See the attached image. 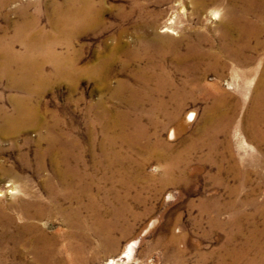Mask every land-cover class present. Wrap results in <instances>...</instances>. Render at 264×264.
Wrapping results in <instances>:
<instances>
[{
	"label": "bare ground",
	"instance_id": "1",
	"mask_svg": "<svg viewBox=\"0 0 264 264\" xmlns=\"http://www.w3.org/2000/svg\"><path fill=\"white\" fill-rule=\"evenodd\" d=\"M227 1L221 20L223 30L219 35V51L210 36H199L193 40L178 34L179 38L173 39V35L177 34L173 26L166 25L159 32L161 23L157 20L147 23L151 34L149 39L138 41L133 49L119 47L120 50L123 48L126 51L129 59L125 63L126 67L136 66L135 74L138 75L140 84L134 87L128 86L124 81L111 88L107 73L110 68L120 63L117 61V55L110 59L111 55L103 58L94 67H79L80 53L78 51L77 54L75 50L73 52L75 48L70 35L74 34L80 25L86 24L87 27L91 22L92 5L89 0H68L65 2L66 7L57 5L54 8L53 12L59 18L54 29L60 35L56 36L38 28L37 18L29 20L24 17L12 37H0V81L6 79L9 87L20 93L11 97V110L0 102V136L15 138L26 128H44L47 148L39 151L38 172L35 171L39 173L45 170V161L48 160L52 168V178L54 177L46 182L47 200L38 198L28 202L31 204L24 203L20 207L19 215L5 213L0 208V246L12 245L14 251L27 247L41 264H77L90 249L91 235L99 238L98 250L107 249V245L116 240L118 233L130 231L136 222L149 214L148 210H136V206L147 205L140 194L130 199L131 190L137 188V183L134 182H137L140 174L130 175L129 171L137 168L134 165L142 164L132 160L135 150L149 149L148 156L145 155L146 159L154 157L156 150L163 144L160 141L152 143V137L158 138L159 133L170 125L178 123L179 128L182 126L179 125V108L186 102L208 98L210 105L207 125L202 126L197 132L196 140H191L186 146L183 153L185 157L170 158L167 155L168 165L164 171L162 187L176 186L182 182L187 175L193 154L207 150L205 159L211 164L213 171L210 174L211 181L237 199L225 200L220 194L204 200L200 205L201 218L198 222L208 215V234L213 242H216L214 249L205 258L206 262L209 260L210 264H264V182L262 186L252 187L250 193L243 194L251 179L249 171L245 169L246 164L248 167L260 168L264 163V69L257 81L252 105L241 127L235 126L242 104L241 98L237 100L221 90L209 94L199 82L200 77L213 68H227L222 56L239 61L245 52L264 47V0ZM192 2L200 13L210 4L221 3L222 0ZM214 18H218V11ZM170 21V24H173L174 21ZM76 25L78 26L75 29ZM160 33L166 35L159 36ZM59 36L69 38L64 42L65 46L61 44L63 39H59ZM252 41L255 42L253 46ZM17 46L20 47L19 50L16 49ZM60 46L66 51L63 52ZM116 50L119 49L115 48ZM243 61L245 60H241ZM121 64L124 65L122 62ZM48 65L53 67L50 72L47 70ZM176 75L184 77L180 87L174 81ZM83 76L96 78L95 81L109 89L107 91H110V99L113 102L123 104L133 110L135 115V121H129L131 112L113 110V107L104 103L103 95L89 109V112L98 110L97 120L92 124L98 128L101 136L100 160L94 162V168L97 171H105L109 180H113L111 172L115 168L124 171L118 176L120 181L127 183L123 195H115V190L104 187L98 188V193L92 195L93 187H84L83 170L87 165L83 152L80 151L81 145L75 142L66 144L64 140H69V133L62 128L64 123H61L54 111L42 112L39 99L46 90L61 83L75 88ZM159 116L164 117L166 122H158ZM144 117L148 119L146 123ZM194 117L195 113L190 112L187 119L193 121ZM233 128L239 129L240 135H246L253 144L255 143L256 154L247 158L237 157L232 139L230 140ZM165 147L173 150L171 145ZM137 169L139 170V167ZM4 175L11 176L13 173L5 171ZM232 178L237 179L238 185L235 188H230L228 184ZM53 214L66 224L67 232L63 233L60 229L53 236L35 224L37 220L50 219ZM61 238L67 241L64 247L61 246L62 249L56 246V242ZM181 238L182 236H174L171 242L177 244ZM137 243L131 242L119 259L112 258L104 264H120L122 259L129 263ZM63 253L65 255L62 256ZM203 258L200 264H204Z\"/></svg>",
	"mask_w": 264,
	"mask_h": 264
},
{
	"label": "rangeland",
	"instance_id": "2",
	"mask_svg": "<svg viewBox=\"0 0 264 264\" xmlns=\"http://www.w3.org/2000/svg\"><path fill=\"white\" fill-rule=\"evenodd\" d=\"M3 1L5 0H0V37L9 39L14 35L17 25L23 21L24 17L29 20L37 18L39 21L38 28L57 36L59 33L54 29V26L59 18L53 11L57 5L66 7L65 2L68 0H8L9 4L7 0ZM89 3L92 5L91 15L94 19L91 17V22L87 24V27L86 24L85 26L80 25L78 28V25H76L75 29L77 28L78 31L76 30L74 34L70 35L72 45L75 48L73 52L75 50L77 54L80 53L79 67L81 66V68L94 67L103 58L111 55L110 59L113 55H117V61H120V63L110 68L107 73L111 88H114L118 86L117 83L124 81L130 87L140 84L139 77L135 74L136 66L129 65V67H126L125 63L129 59L123 48L133 49L138 41L145 40V38L149 39L151 34L147 23L151 21L157 20L161 23L159 32L164 26L172 25L177 33L176 36L173 35L174 37L171 34L173 39L179 38L181 34L193 40H196L199 36H210V39L216 42V49L219 51V35L223 30V21L221 20L225 14L228 1L222 0L221 3H214V5L212 3L207 7V11L200 13H198L199 10H196L197 6L193 4L192 0H89ZM217 11L218 18H214ZM169 19L174 21L173 24H170ZM163 35L166 34H159V36ZM60 38L63 39L61 44L65 46L64 42L69 38L66 37L65 39V37L59 36ZM253 45H255L254 41L251 42V46ZM121 46L123 48L120 50L119 47ZM115 48L120 51H115ZM16 49L19 50L20 47L17 46ZM61 49L60 51H66L65 48ZM222 57V60L227 64V68H213L203 74L199 82L202 87L209 91V94L221 90L234 96L237 100L241 98L242 109H239L235 121V126L239 125L241 127L244 124L248 109L252 105L258 85L257 81H259L264 69V47L245 52L241 59L245 60L243 62L241 60L236 61L232 57ZM52 68L48 65V72ZM175 77L174 81L180 87L184 77L180 75ZM94 79L93 77L83 76L79 79L75 88L67 83L53 85L45 91L39 100L42 103L43 113L46 110L54 111L61 123H64L62 128L69 133V140L65 139V143L75 142L79 146L81 145L82 150L80 151L83 152L84 162L87 165L83 170L85 176L84 187L88 189L93 187L91 190L92 195L98 193L100 187L112 188L113 191L115 190V195H123L126 192L127 186L125 185L127 183L120 181L121 178L118 176L124 171L115 168L111 172L113 180H109L105 171H97L94 168V162L100 160L99 142L101 136L98 128L92 124L97 120L98 110L89 112V109L103 95L105 98L104 103L107 106L113 107V110L124 112L129 110L128 112H131L129 121L134 122L136 118H134L133 110L117 101L113 102L110 99V91H107L109 89H105L100 82ZM18 94L20 93L9 87L6 79L0 81V98L2 99H0V102L9 110H11V97ZM209 105L210 100L202 98V100H189L181 106L179 108V121H181L179 125L182 124V126L179 128L178 123L170 125L159 133L158 138L152 137V143L160 141L164 145L156 150L154 157L146 159L150 152L149 149L143 148L140 150L139 148L135 150L132 160L134 163L139 162L142 164L141 166L139 164L134 165L137 168L139 167V170L132 168L129 171L130 175L138 176L140 174L137 182H134L137 183V188L131 190L130 199H134L140 194L147 205L144 207L136 206V210L139 212L148 210L149 214L138 223L136 222L137 225L135 224L130 231L118 233L115 237L116 240L107 245V249L98 250L99 238L91 235L89 239L90 249L78 260L77 264H104L109 259H119L133 241L138 243L134 247L131 261L128 263L122 259L119 262L120 264H182L183 262V264H200L202 257H204L203 259L208 257L216 246V242H213L214 240L208 234V215H202L203 220L200 223L198 222L201 218L200 205L204 200L206 201L220 194L225 200L234 201L237 199L230 192L219 188L211 181L212 166L205 159L208 151L203 150L193 154L186 171L187 175L178 185L164 188L161 183L165 179L164 171L168 165L167 158L182 157L186 146L191 140H196L198 130L207 125ZM190 112L195 113L193 121L187 119ZM159 117L158 122H166L164 117ZM147 121V117H144V123ZM45 132L44 128L29 127L18 133L15 138L0 136V208L5 213L19 215L20 207L24 203L38 198L47 200L46 182L52 178L50 162L46 160V169L37 173L39 166L38 153L40 150L42 152L47 148L44 137ZM240 133L239 129L233 128L230 135L233 150L235 149L234 152L237 153V157L247 158L251 154H256L257 147L255 143L253 144L246 135H240ZM244 142H246L245 145ZM166 145L173 146L174 151L166 148ZM167 155L169 156L167 157ZM254 167H248L246 164L245 169L249 171L251 179L248 182L249 186H246L243 191L244 195L250 193L252 187L263 185L264 163L260 168ZM5 171H10L13 175L5 176ZM228 184L230 188H235L238 185L237 179H230ZM85 200L88 202L87 197ZM36 222L35 224H38L40 228H44L49 235L54 236L60 229L63 230V233L68 231L66 224L56 214H53L50 219H41ZM174 236H182L181 241L179 240L180 242L177 241V244H173L171 238ZM56 243V246L62 249L67 241L61 238ZM208 261L206 262L205 259L204 264H210ZM37 263L41 264L40 261H36L35 256L27 247L14 251L12 245L11 247L6 246V244L0 246V264ZM60 264L67 263L61 262Z\"/></svg>",
	"mask_w": 264,
	"mask_h": 264
}]
</instances>
